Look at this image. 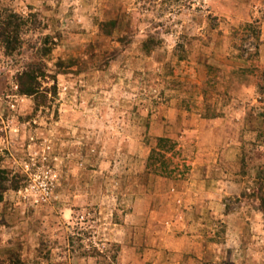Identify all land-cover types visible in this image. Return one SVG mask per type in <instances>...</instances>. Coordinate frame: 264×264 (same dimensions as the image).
I'll return each instance as SVG.
<instances>
[{
	"label": "rangeland",
	"instance_id": "1",
	"mask_svg": "<svg viewBox=\"0 0 264 264\" xmlns=\"http://www.w3.org/2000/svg\"><path fill=\"white\" fill-rule=\"evenodd\" d=\"M5 21L0 263L264 264V0H0ZM160 137L181 177L146 169Z\"/></svg>",
	"mask_w": 264,
	"mask_h": 264
},
{
	"label": "trees",
	"instance_id": "2",
	"mask_svg": "<svg viewBox=\"0 0 264 264\" xmlns=\"http://www.w3.org/2000/svg\"><path fill=\"white\" fill-rule=\"evenodd\" d=\"M12 22H2L0 23V43L6 44V47L9 49L13 41H17V32L10 30V25ZM114 22H110L109 24H105V27L108 25L114 26ZM253 33L255 39L259 41L260 31L259 28H256L253 24H246V27ZM108 31V30H106ZM105 33V32H104ZM107 33V32H106ZM256 48V47H255ZM36 70V69H35ZM42 75V74H41ZM37 72L34 71V68L28 69L21 74L19 77V84H25L20 86L22 89V93L25 95H34L36 94V90L34 88L35 84H37ZM261 81L264 84V73L262 74ZM261 92H264V87L261 88ZM177 144L175 141L160 137L156 140V145L149 154L146 169L151 170L155 174H159L164 177H181L183 172H181V166L178 163L174 162V158L177 156L176 150ZM5 172L0 168V192L3 189L2 183L5 181ZM2 189V190H1ZM263 188L259 190V199L261 201L262 209L264 211V192ZM2 199L0 194V200ZM2 264V263H0ZM18 264V262L13 263Z\"/></svg>",
	"mask_w": 264,
	"mask_h": 264
},
{
	"label": "crops",
	"instance_id": "3",
	"mask_svg": "<svg viewBox=\"0 0 264 264\" xmlns=\"http://www.w3.org/2000/svg\"><path fill=\"white\" fill-rule=\"evenodd\" d=\"M137 216H138V214H137ZM145 233H146L145 236L148 239L149 231L147 230V231H145ZM147 245H148V243H147ZM148 250H150V249H148Z\"/></svg>",
	"mask_w": 264,
	"mask_h": 264
}]
</instances>
